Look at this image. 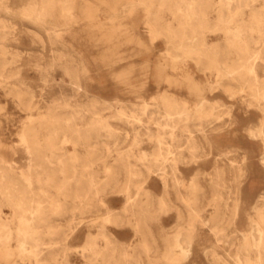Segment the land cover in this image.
<instances>
[{
	"label": "rangeland",
	"instance_id": "rangeland-1",
	"mask_svg": "<svg viewBox=\"0 0 264 264\" xmlns=\"http://www.w3.org/2000/svg\"><path fill=\"white\" fill-rule=\"evenodd\" d=\"M0 164V264H264V0H0Z\"/></svg>",
	"mask_w": 264,
	"mask_h": 264
},
{
	"label": "bare ground",
	"instance_id": "bare-ground-1",
	"mask_svg": "<svg viewBox=\"0 0 264 264\" xmlns=\"http://www.w3.org/2000/svg\"><path fill=\"white\" fill-rule=\"evenodd\" d=\"M127 8H129V7H127ZM126 9V8H125ZM257 60V59H256ZM180 110V109H179ZM252 131V130H251ZM9 177V172H8V170L4 167V166H2L1 164H0V182H1V180H3V179H5V178H8ZM89 210V209H88ZM87 210V211H88ZM110 263V262H109Z\"/></svg>",
	"mask_w": 264,
	"mask_h": 264
},
{
	"label": "crops",
	"instance_id": "crops-1",
	"mask_svg": "<svg viewBox=\"0 0 264 264\" xmlns=\"http://www.w3.org/2000/svg\"><path fill=\"white\" fill-rule=\"evenodd\" d=\"M124 239H127V240L131 239V232H125Z\"/></svg>",
	"mask_w": 264,
	"mask_h": 264
}]
</instances>
